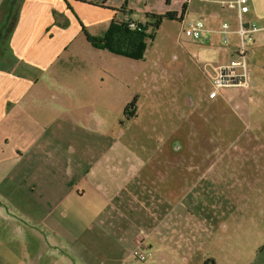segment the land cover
Segmentation results:
<instances>
[{
	"label": "crops",
	"instance_id": "obj_1",
	"mask_svg": "<svg viewBox=\"0 0 264 264\" xmlns=\"http://www.w3.org/2000/svg\"><path fill=\"white\" fill-rule=\"evenodd\" d=\"M196 1L202 5L191 18ZM220 1L225 0H0V264H238L243 215H224L213 204L207 214L209 204L195 197L199 184L191 186L187 200L172 192L179 172L193 171L194 157L205 149H194L189 135L188 141L161 137V143L157 137L155 149L132 150L114 122L106 128L95 84L61 82L63 60L91 59L94 66L115 61L93 48L82 29L99 37L124 14L141 22L146 14L175 12L181 15L175 42L182 52L168 55L172 63L188 55L198 70L230 65L238 40L225 44L221 25H229L228 37H237L230 19L236 17L237 27L238 12L233 0L224 7ZM215 6L226 12L225 20ZM187 20L203 24L199 38L182 34ZM250 48L257 54L251 59L256 74L249 78L253 102L264 93V67L253 62L264 60V38L257 34ZM157 72L150 76L161 78L147 81L159 83L160 92L173 69ZM93 76L88 75L92 82ZM136 82L140 74L127 75L128 91ZM187 100L184 108H196ZM108 102L106 95L103 105ZM135 114L133 106L123 115L130 122ZM212 123L223 124L224 134L229 130L223 118L214 122L209 116ZM205 124L199 119L197 130ZM140 232L146 237L138 243ZM136 249L150 257L137 259ZM247 264H264V245L251 249Z\"/></svg>",
	"mask_w": 264,
	"mask_h": 264
},
{
	"label": "rangeland",
	"instance_id": "obj_2",
	"mask_svg": "<svg viewBox=\"0 0 264 264\" xmlns=\"http://www.w3.org/2000/svg\"><path fill=\"white\" fill-rule=\"evenodd\" d=\"M194 4V16L191 18L197 16L196 13L202 5L197 1ZM243 4L248 7L249 12L243 14L242 21L255 25L264 23V0H243ZM215 8L219 18L225 20L226 12L220 10L219 6ZM235 18L230 19L233 29H237ZM179 30L178 22L163 21L154 32L153 39L146 40L147 46L142 60L134 61L114 55L115 61L103 59L98 61L99 66L92 65L94 61L91 59L63 60L61 63H66L67 69L65 68L61 82L65 85L82 84L84 87H87L86 84H95L98 112L107 122L106 128L110 130V124L114 122V130L124 134L122 141L132 150L140 147L155 149L161 143V137L164 140L171 136L180 137L188 141V136L191 135L188 142L193 144L194 149L205 150L194 157L193 171L179 172V182L172 192L178 198L186 196L187 200L191 194H188L191 186L199 184L200 188H196L195 197L197 201L204 200L209 204L206 207L207 214L214 212V207L211 206L213 204L216 211L224 212V215H243L239 220L243 249L237 263L247 264L251 258V249L264 245V93L252 102L248 94L249 84L246 89L228 88L218 97H211L210 86L201 67L197 69L194 59L185 55L174 64L168 58L170 53L182 52L180 42H175ZM236 40V36H226L225 44L234 46ZM76 46L77 44H72L71 47ZM250 46L245 56L249 78L256 74L251 59L257 56L256 50H252ZM104 51L113 55L107 50ZM232 55L233 61L229 64L239 65L240 59ZM253 62L264 67V60L254 59ZM164 67L173 69V74L166 79L167 85L159 92L156 89L160 86L159 83L147 80L161 78L160 75L150 74L158 73L157 70ZM144 71L147 73L145 77L142 76ZM136 73L140 74V82L132 84L131 91H128L127 75L133 76ZM92 74L93 82L88 79V75ZM143 79L146 80L145 84ZM106 95L109 102L104 106ZM187 98L195 102L196 108H184L188 104ZM130 104L135 107L136 117L129 122L123 112ZM85 109L91 110L90 107ZM209 116L214 122L218 118L225 119L229 130L224 134L220 128L223 124H208ZM199 119L207 122L201 131L197 130ZM218 131L222 132L221 136ZM157 137H160L159 143L155 144ZM181 175L185 179H181Z\"/></svg>",
	"mask_w": 264,
	"mask_h": 264
},
{
	"label": "built area",
	"instance_id": "obj_3",
	"mask_svg": "<svg viewBox=\"0 0 264 264\" xmlns=\"http://www.w3.org/2000/svg\"><path fill=\"white\" fill-rule=\"evenodd\" d=\"M233 5L236 7L238 12V20H237V30L235 34L238 38V46L236 55L240 59V64L233 65H204L202 67V72L208 78V83L210 86V96L215 98L220 95V93L224 89L228 88H248L249 86V77L248 70L245 65V56L247 53V49L250 45L253 44L255 36L260 34L264 38V27H258L254 24H249L247 22L242 21L241 15L248 12V7L243 4V0H233ZM219 4L221 7H224L227 2L220 1ZM118 23L127 24L129 29H138V27H142L145 24V21L141 22H133L130 21L128 15L124 14L119 20ZM184 29L182 34L186 37L197 39L201 36L204 31V26L200 22H194L191 20H187L183 22ZM221 33L224 35L223 41H226L225 35L228 34V25H221ZM146 237V234L140 232L138 236V243ZM133 255L144 261L146 258L150 257V253H142L139 250H134Z\"/></svg>",
	"mask_w": 264,
	"mask_h": 264
},
{
	"label": "trees",
	"instance_id": "obj_4",
	"mask_svg": "<svg viewBox=\"0 0 264 264\" xmlns=\"http://www.w3.org/2000/svg\"><path fill=\"white\" fill-rule=\"evenodd\" d=\"M180 17L177 18L175 12L146 14L144 19L145 24L142 27H138V29H129L127 24L118 23L116 20H113L109 24L107 31L99 37L88 35L84 29H82V33L86 41L93 48L107 50L113 55L138 61L143 59V54L147 46L146 40L153 39L154 32L160 28L163 21L168 20L180 23ZM130 21L138 23V21L131 19ZM3 26L0 27V35L4 29ZM129 106L132 107V104Z\"/></svg>",
	"mask_w": 264,
	"mask_h": 264
}]
</instances>
